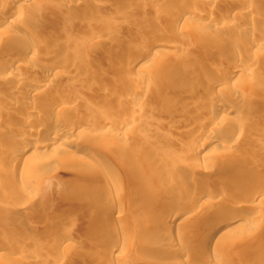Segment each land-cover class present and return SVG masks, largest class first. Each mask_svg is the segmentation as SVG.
Segmentation results:
<instances>
[{"label": "rangeland", "instance_id": "1", "mask_svg": "<svg viewBox=\"0 0 264 264\" xmlns=\"http://www.w3.org/2000/svg\"><path fill=\"white\" fill-rule=\"evenodd\" d=\"M228 1L214 0L213 4L206 0L17 2L21 3L23 15L30 21L21 28L7 26L6 32L18 38H30L27 31L42 26L41 42L48 38L60 39L64 48L57 50L85 65L87 77L61 64L60 76L39 89L36 97L26 93L23 86L0 84V101L4 100L1 96L12 100L9 106L7 101L0 102V115L12 113L8 114L9 123L0 121V241L9 244L2 250V257L8 264H100L101 260L89 252L94 251L97 244L107 242L104 239L106 231L110 227L113 229L116 223L119 225L113 230L117 228L122 234L123 220L131 215L142 218L146 212H193L195 215L188 220L184 214H178L172 227L191 242L194 238V233L189 231L191 226L198 235L206 227L205 209L231 206L230 196L234 195L246 204L238 207L246 217L224 224L223 229L230 228L223 236L224 242L210 246L205 256H215L218 264H264V108L261 111L242 110V116H237L225 112L223 105L220 108L223 116L211 122L207 117L208 109L199 114L191 112L202 99L216 103L217 92L223 95L243 92L246 97L264 93V52L259 49L252 53L250 49L242 48L249 35L264 32V23L256 20L257 13L250 16L243 13L249 0H236L238 6L230 8L232 10ZM250 2L257 12L264 8V0ZM51 5L65 9L66 13L61 16L48 13ZM89 12H94L95 16L90 18ZM199 12L205 16H198ZM178 14L187 16L183 23L173 22ZM223 15L226 17L221 22ZM160 34L167 43L157 44L154 48L158 52L151 59L152 66L131 67V59L142 46L140 41L151 43ZM214 34L224 38L220 45L216 44L218 47L208 38ZM10 39L9 36L2 40L0 63L16 55L6 50ZM237 42L240 46L242 43L238 48L245 51L225 49L229 45L237 46ZM178 54H183L179 62L175 59ZM251 56L257 60L247 77L237 81L241 84H225V90L215 85L217 80L223 79L225 68L230 69L238 60L245 62ZM38 58L28 64L45 67L49 62L44 57ZM171 62L179 68H188L191 75L186 72L183 77L170 74L164 65ZM38 77L28 79L33 82ZM90 77L100 78L98 87L88 82ZM190 77L196 79L193 81ZM201 79L206 82H200ZM133 96H137L139 102L130 100ZM14 97L19 102L15 103ZM12 103L15 106H11ZM133 109H140L135 118L131 114ZM189 112L188 119L185 115ZM27 115L34 117L37 123L33 124L30 138L26 139L28 143L47 140L51 126L62 120L71 123L77 118H85L90 125L105 122L103 128L96 125L95 130L92 127V131L86 130L80 135L73 132L67 139L88 136L91 142L101 146L102 157L123 165L121 195L117 194L116 186L107 185L104 180L107 171L103 165L71 144L61 145L62 149L60 147L56 153L44 151L41 155L44 165L38 171H30L27 162L10 166L9 157L2 152L4 146L12 143L5 134L25 128L23 119ZM41 123L45 124L44 129L38 128ZM194 128L207 132L215 130L216 137L227 138L229 143L212 147L213 143L206 138L192 135ZM197 149H200L199 154L195 153ZM205 151L206 155H203ZM248 159L260 160L263 166L242 169L241 161ZM138 169H148L159 182L169 181L168 178L176 180L168 203H161V206L150 193L143 194L136 203L131 201L135 189L129 180ZM19 175L24 178L20 184L13 181ZM48 177L55 178L59 184L48 185ZM235 180L244 181V185L235 186ZM190 181L195 182L194 191L213 194L224 191V194L219 192L212 202L200 205L190 200V195L195 194L193 190L191 194L177 192ZM206 181L212 182L217 189L205 188ZM24 190L30 191V195H22ZM120 202L124 204L123 211L116 208ZM158 226L161 228L162 224ZM23 233L27 238L21 235ZM57 236L68 239L70 245L55 252L53 239ZM121 236L132 240L126 233ZM201 258H196V262L201 263ZM106 260L117 264L114 258Z\"/></svg>", "mask_w": 264, "mask_h": 264}, {"label": "bare ground", "instance_id": "2", "mask_svg": "<svg viewBox=\"0 0 264 264\" xmlns=\"http://www.w3.org/2000/svg\"><path fill=\"white\" fill-rule=\"evenodd\" d=\"M24 1H30V0H0V45L2 44L3 38L8 39V37L10 36V38L12 37V39H10L8 46L6 47V50L9 49L12 52L16 53L15 57L9 58L8 61L5 59L6 62L0 63V84L2 83L3 85H6L8 87L23 86L25 88L26 93H28L32 97H36L37 96L36 92L39 91V89L44 88L49 83H51L53 79L60 76L61 69H59V67L61 64L70 66L71 70L73 69L75 71H78L82 75V77L83 76L87 77V68L85 67V65L78 64L74 58L69 57L68 55L66 56L63 52H61V50L60 51L57 50L61 47L64 48V46L62 45L63 43H61L60 39L48 38L46 42H41V36H43L42 32L44 29L42 26H38L36 29L27 31V34H29L30 38L27 37L18 38L15 37V35H11V34L9 35V32H6L7 26L10 27L14 25L21 28L22 26H27L28 22L30 21L27 17L23 15L21 10V3L20 5L17 4V2H24ZM235 1L236 0L228 1L229 9L233 8L235 5L236 7L238 6L239 1L237 2ZM250 1L251 0L248 1V4L244 5L243 13H245L246 16H250L253 13H257L256 20L264 23V8H261L260 11L257 12L256 8L252 5ZM206 2L209 4H213L214 0H206ZM47 10L48 13L56 14L59 16L64 15L66 13L64 11L65 9H61L60 7L58 8L53 5L48 7ZM88 16L90 18H93L95 16V13L89 12ZM198 16L204 17L205 13L203 14L199 12ZM225 17L224 15L222 16L221 22H224L223 18L225 20ZM186 18H187L186 15L178 14V16L174 18L173 22L183 23V21L186 20ZM155 37H156L155 40L152 39L153 41H151V43H149L148 40H147L148 43H144V44L143 42L145 40L140 41L142 42L141 43L142 46L139 47L140 49H138L136 55L133 56V58L131 59V67L142 69L152 66L153 60L151 59H153L158 52L157 50L154 51V48L156 47L157 44L167 43L164 35L162 36L160 34V36L156 35ZM208 38H211L212 39L211 43H213V45L217 47L218 45L216 44L220 45V43L224 41L223 40L224 38L221 34H214V36H209ZM245 42H246L244 44L245 46L243 45V47H242V43L240 46L238 45L239 42H237V46H234L232 44L233 46L229 45L225 49H227V51L229 52L232 51L233 48H235L237 52H239V50L240 51L244 50L238 48L239 46L245 48L246 50L247 48L250 49L249 52L252 51V53L254 50H256L254 51L255 53L258 52L257 50L259 49H261V52H264V32L262 33L260 32L259 35L257 34L249 35V38H247ZM186 47L187 46H185V48ZM181 48L184 49V47ZM236 51L233 50V52ZM243 53L242 56L244 57ZM182 55L183 54L181 55L178 54V56L175 58L177 62H179L182 59ZM38 57L41 58L44 57L47 60H49V62L45 65V67L44 66L40 67V65L37 67L36 65L28 64L32 61L38 60L39 59ZM238 57L240 58V55H238ZM25 60L28 61L27 64H25L26 62ZM255 60L257 59L251 56V58H248V60L246 59L245 62L238 60L236 63H234L235 61H233L234 63L233 66L230 69L225 68V70L223 71L224 72L223 79H220L219 81L217 80L215 85L220 87V89L225 90L224 89L225 84L229 83L228 85H230L232 82L241 84V82L239 83L237 81H241L242 79L241 77L243 76L245 77V75L247 77V75L249 74L248 73L249 70L254 68L253 65ZM164 68L168 70L170 74L179 75L182 77L185 76L186 73L188 75H191L188 68L187 69L179 68L178 65L174 64L173 62L164 65ZM28 77H32V78L38 77V79L31 82L28 79ZM191 78L192 77H190V79ZM194 78H192L193 81ZM183 80H185V78ZM88 82L91 85L98 87V84L100 83V78L90 77L88 79ZM200 82L205 83L206 79H201ZM0 92L2 91L0 90ZM1 95L3 94L1 93ZM217 95L215 96L217 97L216 103L212 104L214 102L213 101L210 104L209 102H207V99L206 100L202 99V101L199 102L200 104L197 107L194 108L192 107L191 112L193 114H199L203 110L208 109L209 113H207V117L209 119V122H211L223 116L220 114V110H221L220 108H222L223 105L225 106V107L223 106V108H225L224 109L225 112L233 113L234 115L237 116H242L241 114L242 110H245L246 112V110L248 111L253 109L257 111L260 109L261 111V108H264V93L258 96L251 95L248 97H246L243 92L233 93L230 95L229 94L223 95L217 92ZM1 98H4L5 101L3 100L0 102L6 103L7 101L6 105L7 104H8L7 106L10 105L11 102L9 101L12 100L9 101L6 100L5 96L3 97L1 96ZM17 99L18 98H15L13 101H16ZM130 100L139 102L137 96H133L132 98H130ZM17 102L19 101H16L15 103ZM228 103H230V105ZM14 104L11 106H15ZM139 111L140 109L131 110V114L133 115L132 117H134V115L139 114L140 113ZM256 111L253 112L255 113ZM191 112L185 115L186 118L188 117L189 119ZM8 114H12V113L7 112V114L4 113L0 115V121L2 123L3 122L4 124L9 123L8 117L10 116ZM131 114H129V116ZM33 118L34 117H31L30 115L25 116V118L23 119V123L26 124V126L28 125V127L25 126V128L17 129L14 134L9 135L7 133L5 134L6 137L4 136L5 138H8L9 143L12 142L11 145H6L2 148V152L9 157L10 166L19 165L27 162V167H29L30 171L32 172H35L36 170L38 171L44 165V161L41 156L44 153V151L50 153H56L60 150L61 145L71 144L74 146V148L77 151L82 152L84 155L86 154L87 156H90L94 160L101 163V165H103L104 169L107 171V174L104 176V180L106 181L108 186H116L117 194L121 195V193L123 192V187L120 185V181L122 180L121 178L124 171L123 165L116 161L111 160L110 158L102 157L103 150H101L102 149L101 146L91 142L88 136L85 138L82 137L83 139L79 138L78 140L67 139V136L73 132H76L80 135L86 130L92 131L91 130L92 127L94 128V126L96 127V125H99L98 127L103 128L105 127V122H99L98 124L91 123L90 125V123L87 124L85 118L84 119L77 118L73 120L71 123H66L64 122V120H62L61 123H55L51 126V135L48 136L47 140L40 142L33 141L28 143L26 142V139L30 138L31 132L33 131L32 129L33 124L36 122V119ZM35 125H37V123H35ZM87 125L89 126L86 127ZM39 126H40L38 127L39 129L45 128L44 123H41ZM194 129H195L194 132L193 131L191 132L192 135L199 139L206 138L208 142L213 143L212 147L217 146L218 144H225L226 142L229 143L227 138L225 139L222 138L221 136L219 137V135L218 137H216V135L214 134L216 132L215 130L212 131L211 129V131L207 132L206 129H201V128L200 129L194 128ZM93 130H95V128ZM118 130L123 131L120 129ZM199 150L200 149H197L195 153L199 154L200 152ZM207 151H205V153L203 152L204 153L203 155H206ZM209 152L210 151H208V153ZM241 164H242L241 168L244 170L248 168L259 167L260 164H262L263 166V162L261 163L260 160L257 159H248L246 161H241ZM133 172L134 173L131 175L129 180V183L131 184L133 189H135L134 192L135 196L131 197L132 198L131 201L133 203L134 202L136 203V199H139L141 196H143V194L146 193H150L151 196L156 199L155 200L156 203L157 202L159 204L162 203L163 205L165 202L168 203L169 200L167 198L169 199L171 198L170 196H172L173 194V192H171V188L176 183V180L174 181V179L170 180L171 178L170 179L168 178L169 181L162 180L159 182L156 180V178H153L152 174L149 172L148 169H145L143 171L141 169H138L137 171L135 170ZM196 180L197 179H195V182H197ZM13 181L18 182L20 184L24 182V178L19 175L14 177ZM46 182L48 185L51 186H57L59 184V182H56L55 178L52 177H48L46 179ZM195 182L194 181L192 182L190 181V183L186 182L185 184H183L182 188L180 187L178 191L177 190L175 191L177 192L180 191L185 194L186 193L191 194V190H193L195 194L192 196L190 195L191 197L190 200L199 202L200 205L210 203L213 201L214 198L219 196L220 191L218 193L214 192L215 194L210 193V191L209 192L205 191V193L199 192L198 190L194 191ZM234 185L238 187L243 186L244 181L237 180L234 183ZM196 186L198 187L199 185ZM204 186H206L205 188L208 187V189L210 188L217 189L213 187L214 185L210 181H206ZM223 192L221 191L220 193ZM21 194L26 197L30 195V191L27 192L25 191ZM230 199H231L230 203L232 204V205L230 204L231 206L225 205L224 207H220L219 210H209V208L208 210L205 209L204 221H206V227L202 232L200 231L201 234L199 233L198 235L196 234L197 232L191 226V229L189 231H192V233H194V235H192L194 236V238L191 242H189L190 240L188 241L186 240L187 236L184 237L178 230L173 231L172 229L174 224H176V219L178 217V214H181L182 212L173 213L174 210L173 211L170 210L171 212L169 213L164 212L161 214L158 213L148 214L146 212V214L141 216L142 218L140 217L138 218L134 215H131L127 217L125 220H123L122 222L123 224L120 225V227H123L121 229L122 234L126 233L127 235L131 236L132 240L121 236L122 234L118 233L120 231H118L117 228H116L117 230L116 229L113 230L114 227L117 225L116 223H114L115 226L112 225L113 229L110 227L111 229L109 228V231H106L107 233L104 239H106L107 242H102L97 244L94 251H90V252L88 251V252L92 254L94 257L100 259L101 260L100 264H112L111 262H108L106 258H114L115 261H117V264H218L217 262L218 259L215 258V256H212L210 254L205 256L206 250L212 245L217 246L218 244L224 242L223 236L230 230V228L223 229L222 226L224 224L235 221V219L241 220L246 217V214H244L245 216H243V212H241L238 208V207H245L246 204L243 203V201L240 200V198L238 199L237 196L235 197V195L233 197L230 196ZM170 204L171 203L167 205L169 206ZM235 207L237 208V210ZM116 208L119 209L120 211H123L124 204L120 202L117 204ZM182 214L185 215V218L187 220L193 217L192 216L193 212L191 211L184 212ZM201 214L203 216V213ZM159 223L160 226L162 224L161 228L158 226ZM141 225L143 226L140 228ZM103 228H107V227L103 226ZM16 232L20 234V232L18 231ZM21 235L27 238V236L24 233ZM95 238H97L96 241H98V237ZM117 238L119 239L118 242L115 241L117 240ZM53 240H54L53 245L55 247V252H58L61 249H65L66 247H68V245H70L68 239L64 237L59 238L57 236L56 239ZM191 243L195 247L193 245L191 246ZM8 246H9L8 242L0 241V264H8V261L5 260V257L4 258L2 257V250L6 249ZM199 255L200 257H202L201 263H199L200 261H197L198 263L196 262V260L200 258Z\"/></svg>", "mask_w": 264, "mask_h": 264}]
</instances>
